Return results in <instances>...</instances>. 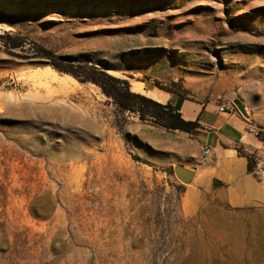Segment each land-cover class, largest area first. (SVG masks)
<instances>
[{
  "label": "rangeland",
  "instance_id": "obj_1",
  "mask_svg": "<svg viewBox=\"0 0 264 264\" xmlns=\"http://www.w3.org/2000/svg\"><path fill=\"white\" fill-rule=\"evenodd\" d=\"M47 52L161 104L160 91L231 108L232 147L251 171L180 182L186 160L158 148L160 126L56 71ZM241 253L264 264V0H0V264H238Z\"/></svg>",
  "mask_w": 264,
  "mask_h": 264
},
{
  "label": "crops",
  "instance_id": "obj_2",
  "mask_svg": "<svg viewBox=\"0 0 264 264\" xmlns=\"http://www.w3.org/2000/svg\"><path fill=\"white\" fill-rule=\"evenodd\" d=\"M156 92L154 95L158 100H164L162 103L169 102L187 121H198L200 127L191 133H185L178 130H167L169 136L164 139L161 133L164 128L153 126V132L159 135L156 140L158 148L170 151L176 144L178 155L186 162L179 161L178 165L194 171L195 180L202 176L214 178L219 174L225 179H235L240 181L247 177V162L244 158L238 157L232 146L239 140L240 124L242 120L237 112H220L218 101L210 100L206 103L191 101L174 94ZM148 143L152 145L154 141L149 139ZM210 149L208 157H203V150ZM146 155L151 158L149 151ZM161 160V158H159ZM192 180V181H193Z\"/></svg>",
  "mask_w": 264,
  "mask_h": 264
},
{
  "label": "trees",
  "instance_id": "obj_3",
  "mask_svg": "<svg viewBox=\"0 0 264 264\" xmlns=\"http://www.w3.org/2000/svg\"><path fill=\"white\" fill-rule=\"evenodd\" d=\"M47 53L53 60L51 62L53 69L58 72L70 74L80 82L92 81L97 83V85H100L104 94L112 98L117 106L124 111L135 113L142 121H150L154 125L160 126L166 130H178L185 133H191L193 130L200 127L198 121L184 120L177 109L169 102L161 104L140 94L132 93L130 91V85L126 80H116L117 86L114 88L102 86V82L111 79L105 73L97 70V78L87 76L83 74V72H79L78 67L64 65L60 57H56L50 52ZM135 104L139 106L136 108L134 106ZM146 118H148V120ZM250 171L251 168L248 166L247 172Z\"/></svg>",
  "mask_w": 264,
  "mask_h": 264
},
{
  "label": "water",
  "instance_id": "obj_4",
  "mask_svg": "<svg viewBox=\"0 0 264 264\" xmlns=\"http://www.w3.org/2000/svg\"><path fill=\"white\" fill-rule=\"evenodd\" d=\"M234 104L237 110L241 114L245 115V110L241 102L239 100H234ZM173 172L175 177L184 184H190L194 178V171L190 169H186L182 166L174 167Z\"/></svg>",
  "mask_w": 264,
  "mask_h": 264
},
{
  "label": "bare ground",
  "instance_id": "obj_5",
  "mask_svg": "<svg viewBox=\"0 0 264 264\" xmlns=\"http://www.w3.org/2000/svg\"><path fill=\"white\" fill-rule=\"evenodd\" d=\"M157 97V96H156ZM245 110V109H244ZM246 114V113H245ZM260 226H263L262 224H260ZM256 228V226L254 228H251L250 230L251 231H255L254 229ZM245 230V229H244ZM252 232H249L248 230L244 231L243 234H242V241L243 243L246 245V241L248 239H252ZM248 235V238H246V236ZM246 238V239H245ZM240 254V253H239ZM240 256V259L238 260V264H254V259L252 257H249V255H246V254H242L239 255ZM249 261V262H248Z\"/></svg>",
  "mask_w": 264,
  "mask_h": 264
},
{
  "label": "built area",
  "instance_id": "obj_6",
  "mask_svg": "<svg viewBox=\"0 0 264 264\" xmlns=\"http://www.w3.org/2000/svg\"><path fill=\"white\" fill-rule=\"evenodd\" d=\"M219 111L220 112H231L232 109L225 107V106H219ZM202 153H203V157H208L210 155L211 151H210V149L205 148Z\"/></svg>",
  "mask_w": 264,
  "mask_h": 264
}]
</instances>
